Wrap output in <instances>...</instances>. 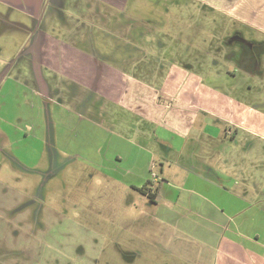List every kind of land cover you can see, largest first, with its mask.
Returning a JSON list of instances; mask_svg holds the SVG:
<instances>
[{
    "label": "rangeland",
    "instance_id": "374dc122",
    "mask_svg": "<svg viewBox=\"0 0 264 264\" xmlns=\"http://www.w3.org/2000/svg\"><path fill=\"white\" fill-rule=\"evenodd\" d=\"M214 1L218 4H211ZM226 1L230 0H44L36 15L0 3V264H212L214 250L208 248L214 239L194 228L198 221L187 211L192 205L186 194L171 190L164 197L170 203L161 200L157 210L152 199L122 182L134 174L150 176L157 185L155 178L161 181L162 175L172 180L175 168L162 174L155 159L148 170L133 169L127 155L119 163L109 151L75 149L50 155L43 104L38 108L44 128L37 135H43L42 141L14 131L19 124L38 129L31 107L35 101L15 81H32L31 52L39 31L83 44L91 27L123 34L137 18L133 31L143 33L144 43V54L132 61L138 69H149L159 57L166 62V57H181L183 62L208 59L201 72L213 81L220 74L212 70L225 73L226 55L234 48L226 38L242 29L235 21L242 14L227 13ZM98 5L102 9L94 16L92 9ZM118 5L127 6L120 10ZM261 59L264 66V52ZM256 81L260 80L253 79V86ZM244 93L253 99L252 91ZM22 107L29 117L25 123L13 118ZM56 127L62 142L63 128ZM84 131L89 138V131ZM224 139L226 150L235 147L228 135ZM115 140L112 149L125 144ZM94 158L101 159L100 168L87 163ZM199 158L202 163H219L215 155L201 153Z\"/></svg>",
    "mask_w": 264,
    "mask_h": 264
},
{
    "label": "crops",
    "instance_id": "0c3cea01",
    "mask_svg": "<svg viewBox=\"0 0 264 264\" xmlns=\"http://www.w3.org/2000/svg\"><path fill=\"white\" fill-rule=\"evenodd\" d=\"M43 2L0 0L35 15ZM226 5L227 13L238 10L242 14L238 20L233 18L242 27V38L259 43L264 52V0H230ZM98 6L92 9L94 16L102 9ZM136 22L123 34L91 27L83 44L39 31L31 52L35 67L30 73L32 81H15L19 90L35 101L31 107L38 129L19 124L14 131L43 139L42 134L37 136L44 128L38 108L43 104L50 155L75 149L95 154L109 151L119 163L127 155L133 169L148 170L155 159L162 174L175 168L172 180L162 175L161 181L155 178L157 185L149 175L147 179L133 174L122 182L132 189L150 190L157 210L161 200L169 202L164 197H169L171 190L186 194L192 205L187 211L198 221L194 228L214 239L208 248L214 250L212 264H264V72L256 78H246V74L239 78L226 75V70H212L220 75L210 81L202 76L205 71L201 72L208 59L183 62L181 57H166L168 62L159 57L149 69H138L132 61L144 54V43L143 33L133 31ZM249 30L254 34L246 36ZM232 50L246 61L247 53L235 51V47ZM253 79L260 80L257 86ZM244 90L252 91L253 99H248ZM21 99L22 103L26 100L23 95ZM26 110L16 108L13 118L25 123L29 118ZM58 124L63 128L62 142ZM84 130L89 131L90 139L82 135ZM226 135L237 148H224ZM113 138L125 144L112 149ZM201 153L215 155L218 165L202 163ZM87 163L94 168L102 165L100 158ZM205 220L211 222L206 227L201 224Z\"/></svg>",
    "mask_w": 264,
    "mask_h": 264
},
{
    "label": "flooded vegetation",
    "instance_id": "af4514ba",
    "mask_svg": "<svg viewBox=\"0 0 264 264\" xmlns=\"http://www.w3.org/2000/svg\"><path fill=\"white\" fill-rule=\"evenodd\" d=\"M239 30L241 29L233 31V33L230 35L231 39L226 38V44L232 47H238V52H245L248 54V57L245 59L246 61L244 62L243 59L240 58V56H236L235 52L233 50H230L226 55L228 59L226 61L227 66L224 65L227 73L226 75H238L239 78H243V76L246 74V78H256L260 75L261 72H264V66H262V59L260 60L261 53L263 51L261 50L259 43L248 42L243 39ZM246 64L250 66L248 67L246 66ZM227 132L229 134L232 133L231 130H228Z\"/></svg>",
    "mask_w": 264,
    "mask_h": 264
},
{
    "label": "trees",
    "instance_id": "16d2710c",
    "mask_svg": "<svg viewBox=\"0 0 264 264\" xmlns=\"http://www.w3.org/2000/svg\"><path fill=\"white\" fill-rule=\"evenodd\" d=\"M138 190L142 191L144 194L146 193V194L148 195V197H149L150 199H152V194H151V191H150V190H149L148 192L144 191L143 188H138Z\"/></svg>",
    "mask_w": 264,
    "mask_h": 264
}]
</instances>
